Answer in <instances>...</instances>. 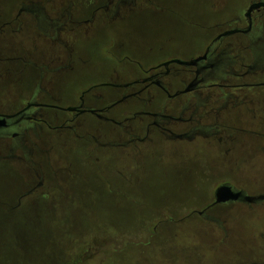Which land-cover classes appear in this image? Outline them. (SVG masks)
Here are the masks:
<instances>
[{
    "label": "rangeland",
    "instance_id": "rangeland-1",
    "mask_svg": "<svg viewBox=\"0 0 264 264\" xmlns=\"http://www.w3.org/2000/svg\"><path fill=\"white\" fill-rule=\"evenodd\" d=\"M225 1L182 0L178 8L150 9L117 28L99 24L85 40L76 41L74 70L58 81L61 103L77 104L84 89L109 80L113 69L131 76L135 65L128 55L144 65L166 56L160 47L168 37L174 47L199 49L206 25L218 16L208 10ZM227 1L230 7L223 15L242 11L249 2ZM93 7L87 1L88 13ZM117 29L127 38L124 52H119ZM13 94V84L0 90V111L12 112ZM85 116L99 141L116 140L100 134L104 129L98 131L93 114ZM77 132L84 135L83 129ZM47 137L40 142L44 152L35 157L43 162L37 170L46 174V187L25 196L20 205L30 174L22 162L5 157L12 140L0 139V264H264V202L253 207L215 204L209 213L220 223L195 212L213 201L219 179L250 194L264 192V174L256 168L244 175L238 167L230 170L202 139L170 141L134 159L124 147L94 145L68 130ZM50 161L60 176L58 184L46 165ZM54 186L64 189L53 191Z\"/></svg>",
    "mask_w": 264,
    "mask_h": 264
},
{
    "label": "flooded vegetation",
    "instance_id": "flooded-vegetation-1",
    "mask_svg": "<svg viewBox=\"0 0 264 264\" xmlns=\"http://www.w3.org/2000/svg\"><path fill=\"white\" fill-rule=\"evenodd\" d=\"M87 1L0 0V90L13 84L15 92L12 112L0 111V117L7 116L0 139L12 140L5 157L35 169L36 184L25 192L27 196L46 187V174L37 170L43 162L35 157L36 152H44L40 142L52 131L68 130L75 139L85 136L94 145L124 147L134 159L170 141L202 139L230 170L238 167L244 175L256 168L264 174V0H249L242 11L226 15L229 1L213 5L218 16L206 25L199 49L188 52L179 44L174 47L168 37L167 47H160L166 56L144 65L128 55L135 65L131 76L122 77L113 69L109 80L91 83L77 104L65 106L58 81L64 72L74 70L79 38L85 40L99 24L117 28L150 9L178 8L182 2L92 0L95 4L88 13ZM116 33L119 52H124L127 38L118 29ZM26 91H30L27 96ZM87 113L94 115L98 131L104 129L100 134L116 140L99 141L90 120L84 118ZM46 165L55 172L51 161ZM218 183L230 182L219 179ZM259 194L264 192L250 195ZM214 200L215 196L195 212L220 223L209 213ZM236 202L253 207L264 200Z\"/></svg>",
    "mask_w": 264,
    "mask_h": 264
},
{
    "label": "water",
    "instance_id": "water-1",
    "mask_svg": "<svg viewBox=\"0 0 264 264\" xmlns=\"http://www.w3.org/2000/svg\"><path fill=\"white\" fill-rule=\"evenodd\" d=\"M252 6L249 8L251 10ZM9 116V115H8ZM7 116L0 117V126L5 125ZM215 200L212 203L221 204L227 202H236V201H247V202H256L259 200H264V194L259 195H250L246 194L243 189H237L231 183H224L217 187L215 190Z\"/></svg>",
    "mask_w": 264,
    "mask_h": 264
},
{
    "label": "crops",
    "instance_id": "crops-1",
    "mask_svg": "<svg viewBox=\"0 0 264 264\" xmlns=\"http://www.w3.org/2000/svg\"><path fill=\"white\" fill-rule=\"evenodd\" d=\"M86 3L87 2H85V5H86ZM94 2H93V6H94ZM217 5V3L215 2L213 5ZM79 9V11L80 12H82L81 10L83 9V7H79L78 8ZM85 11H86V8H85ZM209 12H210V14H212V16L213 15H216L215 14V10H214V8H213V6L211 7V10H208ZM87 12V11H86ZM206 30L204 29V32H205ZM203 32V33H204ZM22 164H24V163H22ZM25 165V166H24ZM23 166L25 167V170L27 171V173L29 172V174H30V177H28V179H27V181H28V185L26 186V189L24 190V192L25 191H27L30 187H32L33 186V182L36 180V176H35V172H34V170L33 169H31L30 170V167L29 166H27L26 164H24ZM52 166L54 167L55 165H53L52 164ZM32 171V172H31ZM54 172V171H53ZM53 172L51 173V174H53ZM78 172V171H77ZM79 173H81V174H83V177H85L84 175V173L85 172H79ZM54 175H55V172H54ZM57 179H60V176H58V177H56ZM61 178H63V176H61ZM66 178L67 179H69V183H71V184H77V185H79L78 184V182H76V179L73 177V176H66ZM51 188V187H50ZM49 188V189H50ZM54 188V190L53 191H63V189H64V186L62 187H58V188H60V189H56V187L54 186L53 187ZM38 192V190L37 191H35L34 193H32L31 195H29V197H34L35 196V194ZM45 192V191H44ZM41 195H42V193H41ZM27 197V196H26ZM26 197H23V198H26ZM23 198H22V200H23ZM22 200H21V203H22ZM24 202V201H23ZM20 203V204H21Z\"/></svg>",
    "mask_w": 264,
    "mask_h": 264
},
{
    "label": "trees",
    "instance_id": "trees-1",
    "mask_svg": "<svg viewBox=\"0 0 264 264\" xmlns=\"http://www.w3.org/2000/svg\"><path fill=\"white\" fill-rule=\"evenodd\" d=\"M27 194H28V193L22 194V196L24 195L23 197H25V196H27ZM22 196H21V197H22ZM23 197H22V198H23ZM22 198L20 199V203H21ZM20 203H19L18 205H20ZM116 250H117V249H116Z\"/></svg>",
    "mask_w": 264,
    "mask_h": 264
}]
</instances>
